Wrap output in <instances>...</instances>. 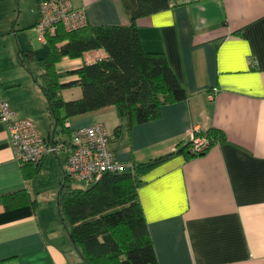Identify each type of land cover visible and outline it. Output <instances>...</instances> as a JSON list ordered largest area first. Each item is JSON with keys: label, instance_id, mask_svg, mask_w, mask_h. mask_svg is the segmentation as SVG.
<instances>
[{"label": "crops", "instance_id": "0c3cea01", "mask_svg": "<svg viewBox=\"0 0 264 264\" xmlns=\"http://www.w3.org/2000/svg\"><path fill=\"white\" fill-rule=\"evenodd\" d=\"M71 1L86 8L92 27L135 21L145 50L166 55L188 98L162 106L158 119L130 131L115 107H107L68 120L66 132L51 119L32 76L42 73L38 61L48 54L34 30L39 0H0L3 98L49 142L70 143L74 130L102 123L111 134L110 149L125 164L174 154L142 176L138 190L158 264H264V0H173L168 10L146 17H140L137 0ZM107 57L105 50L66 57L57 70ZM62 96L80 99L82 89ZM212 128L225 140L200 157L176 154L194 131ZM68 158L64 152L46 156L37 167L22 164L0 120V264H89L60 212L51 211L56 202L59 209ZM17 193L29 202L7 209L4 197Z\"/></svg>", "mask_w": 264, "mask_h": 264}, {"label": "trees", "instance_id": "16d2710c", "mask_svg": "<svg viewBox=\"0 0 264 264\" xmlns=\"http://www.w3.org/2000/svg\"><path fill=\"white\" fill-rule=\"evenodd\" d=\"M137 1L140 17L168 10L173 5V0ZM96 50H105L108 57L66 73L57 70L63 58L80 59L85 53ZM38 62L42 73L37 77L26 63L23 64L43 92L51 119L66 132L68 120L107 107H115L130 131L158 119L162 106L188 98L166 55L145 50L135 21L122 26L88 25L73 32L58 27L55 34L48 37L47 56ZM67 76L79 78L62 82ZM77 87L82 89V97L66 101L62 91ZM122 130L121 126L115 129L116 138ZM201 133L212 139V146L225 140L219 129ZM190 146L189 142L176 154L195 158L188 152ZM173 155L132 163L133 171L107 174L86 189L72 188L66 178L59 192V212L72 242L86 262L158 264L138 190L142 185L141 177ZM27 202L29 198L25 193L4 197L7 209Z\"/></svg>", "mask_w": 264, "mask_h": 264}, {"label": "built area", "instance_id": "2783aa9c", "mask_svg": "<svg viewBox=\"0 0 264 264\" xmlns=\"http://www.w3.org/2000/svg\"><path fill=\"white\" fill-rule=\"evenodd\" d=\"M37 9L40 18L34 30L44 45L58 27L73 32L88 26L86 8H75L71 0H41ZM215 97L216 94L209 96L211 100ZM0 120L8 127L15 158L22 164L37 167L48 155L69 153L64 173L70 182L92 186L107 174L134 169L132 163H123L110 149L111 134L102 123L74 130L70 143L49 142L31 119L18 116L1 93ZM190 143L188 152L196 157L212 147V139L199 131L192 133Z\"/></svg>", "mask_w": 264, "mask_h": 264}, {"label": "rangeland", "instance_id": "374dc122", "mask_svg": "<svg viewBox=\"0 0 264 264\" xmlns=\"http://www.w3.org/2000/svg\"><path fill=\"white\" fill-rule=\"evenodd\" d=\"M30 3V2H29ZM16 4H18V3H16ZM25 5H28V6H30L29 4H25ZM18 16V14H16L15 15V18ZM16 20V19H15ZM35 41H36V46H37V48H40L41 46L39 45V42L37 41V39H36V37H35V39H34ZM42 50L44 51V49L42 48ZM73 96H75V95H73ZM72 97V96H71ZM70 185H71V187L72 188H74V189H76V188H79V189H86L88 186L86 185V184H84V183H80V182H70ZM59 209H58V204H57V202H56V206L55 207H53V208H51V211H53V212H56V214H57V212L59 213V211H58Z\"/></svg>", "mask_w": 264, "mask_h": 264}]
</instances>
